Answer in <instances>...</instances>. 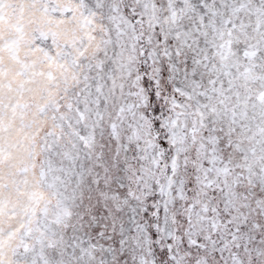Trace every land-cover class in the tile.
I'll return each mask as SVG.
<instances>
[{
  "label": "snow or ice",
  "instance_id": "1",
  "mask_svg": "<svg viewBox=\"0 0 264 264\" xmlns=\"http://www.w3.org/2000/svg\"><path fill=\"white\" fill-rule=\"evenodd\" d=\"M0 264H264V0H0Z\"/></svg>",
  "mask_w": 264,
  "mask_h": 264
}]
</instances>
